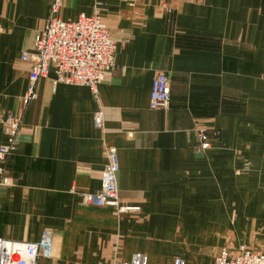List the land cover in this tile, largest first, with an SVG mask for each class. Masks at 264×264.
<instances>
[{
  "label": "crops",
  "instance_id": "obj_1",
  "mask_svg": "<svg viewBox=\"0 0 264 264\" xmlns=\"http://www.w3.org/2000/svg\"><path fill=\"white\" fill-rule=\"evenodd\" d=\"M51 2L0 0V113L22 114L16 149L0 163V237L34 242L51 230L52 257L38 264H110L135 252L148 264H211L224 247L264 251V0H100L116 48L96 96L52 85L50 70L22 108L30 63L21 56ZM94 12L92 0H60L58 16ZM157 72L169 77L170 100L151 109ZM99 108L102 129L92 121ZM199 129L210 133L205 149ZM109 147L118 203L135 209L81 201L99 190ZM242 213L258 241L235 236Z\"/></svg>",
  "mask_w": 264,
  "mask_h": 264
},
{
  "label": "built area",
  "instance_id": "obj_2",
  "mask_svg": "<svg viewBox=\"0 0 264 264\" xmlns=\"http://www.w3.org/2000/svg\"><path fill=\"white\" fill-rule=\"evenodd\" d=\"M95 4L93 15L80 14L75 20H63L58 16L60 0H52L50 15L42 29L34 36L33 49L22 54V59L30 63L29 83L21 97V106L25 107L36 97L35 83L39 78L47 77L52 70V85L57 83L87 86L93 96L98 92V85L106 74L115 66L116 43L109 29L98 14L100 0ZM171 84L169 77L157 72L151 83L149 107L165 108L170 100ZM21 113H0L6 142L0 145V163L16 149V139L21 125ZM93 125L103 128V112L97 109L92 116ZM210 133L198 130L202 148L209 146ZM106 162L100 174V188L97 192L81 193L84 204L115 207L125 212L135 207L120 205L117 196L118 161L114 148H106ZM247 164V163H246ZM7 186L0 166V189ZM53 233L44 230L37 241H20L0 237V264H38V258L52 257ZM110 264H148V256L135 252L129 261L113 258ZM173 264H185L182 258H176ZM211 264H264V251H258L240 245L237 249L224 247L214 257Z\"/></svg>",
  "mask_w": 264,
  "mask_h": 264
},
{
  "label": "rangeland",
  "instance_id": "obj_3",
  "mask_svg": "<svg viewBox=\"0 0 264 264\" xmlns=\"http://www.w3.org/2000/svg\"><path fill=\"white\" fill-rule=\"evenodd\" d=\"M249 167V164L245 163L243 164V166L241 168H239L237 170L238 173H242L244 171H246ZM237 213V212H236ZM239 217H242V219H245L247 217V221L246 223L245 222H242L241 220H236L235 222V228H234V231H235V236H240L241 234H250V235H253L254 239L255 240H259L258 239V233L260 232V229L259 227L256 226H251L249 225V219H248V213H242L240 215H237V218ZM254 250H257V249H254ZM260 251V250H258ZM220 252V251H219Z\"/></svg>",
  "mask_w": 264,
  "mask_h": 264
}]
</instances>
